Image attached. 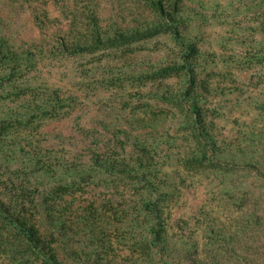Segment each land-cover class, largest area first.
Masks as SVG:
<instances>
[{"label":"rangeland","instance_id":"rangeland-1","mask_svg":"<svg viewBox=\"0 0 264 264\" xmlns=\"http://www.w3.org/2000/svg\"><path fill=\"white\" fill-rule=\"evenodd\" d=\"M168 25L179 40L57 49ZM2 59L0 183L40 211L50 244L27 246L0 220V264H50L42 250L51 264H264V166L232 177L190 162L212 140L239 163L264 139V0H0ZM173 64L186 69L155 75ZM194 104L207 148L188 126ZM158 182L169 196L156 219L143 195Z\"/></svg>","mask_w":264,"mask_h":264},{"label":"trees","instance_id":"trees-1","mask_svg":"<svg viewBox=\"0 0 264 264\" xmlns=\"http://www.w3.org/2000/svg\"><path fill=\"white\" fill-rule=\"evenodd\" d=\"M159 30H168L169 32H171V34H173L175 39L179 40L177 30L174 28V26L168 25L166 27L165 26H160L158 28L155 27L152 29H148L143 33H134L126 37L118 36L117 38H114L112 40H108L105 42H98L97 44L91 45V46H80L78 44H75L73 47L70 48L64 42H61L57 49L61 56L62 55H65V56L82 55L86 52L95 50L99 47H103L107 45H114V44H124L130 41L138 40L142 37L150 36ZM180 46L185 47V44L180 42ZM0 62L2 63V65H4L3 59ZM7 62L12 63L13 66L16 67V70H18L20 67V63L13 58H6L5 63ZM185 69L186 68L180 64H173V65H169L163 69L158 70L157 73H155V75H165L168 73L181 74L185 71ZM186 72L190 74L189 71H186ZM192 83H193V78H190L187 85L188 86L192 85ZM187 93H188V89L186 88L184 89V92L181 95L183 97L180 100V103H181L180 105H182V107L183 105L185 106L186 104L184 97L187 96ZM194 105H195V109H194L195 111L193 113L195 114V117L193 121L191 122V124L190 122H188V126H190L193 134L197 135V132H198L197 138L201 139V142H200L201 147L203 146L207 148L208 139L206 137L208 136V134H207L206 127H205V122L202 121L201 119L200 108L196 104ZM256 141H257V144H254L253 146H251V148L248 149V151L246 152L238 151L240 155V158L238 159L240 160L239 163L234 162L237 160H236V156H233L232 154L233 152H229V151L224 152L221 149L218 150V148L217 149L214 148L216 144L215 142H212V140L210 144L211 154H208L202 149L200 154H197L196 156L191 158L190 162L195 163L197 165L201 164L202 166H207V167L208 166L218 167L221 171H226V169L228 168H234L237 171L232 173L231 176L235 177L238 174V171H240V169L242 170L243 168H250L251 163H254L253 165L257 164L259 166H264L263 164L264 161H262L264 157V154H263L264 150H261L262 145H264V139L263 137H259L256 139ZM215 153H218L219 155H222V156L215 157L213 156ZM93 156L95 158L92 160V163H97V161L100 160L101 156L99 154H94ZM136 162L137 163L139 162L138 164L140 166H143V164H145V162H142L141 160L136 161ZM240 162H242L241 165H240ZM124 169H127V168L124 167ZM129 169H130L129 171H135L134 167L129 168ZM43 171L46 172L47 170H43ZM129 171L125 172V170H122L124 174L131 176ZM258 174L261 179L264 178L263 174H261L260 172H258ZM132 177L136 179L137 181H140L144 179L145 175L144 173L138 174L137 172H135ZM147 186L149 187L150 190L144 193L143 199L149 201V203H146V207L153 206V209L151 208L150 212L152 211L155 212L154 213L155 217L156 219H158L160 216L159 212L161 211L163 204H164L162 201H164L165 197L169 196V194L165 192V188L161 182H158L157 185L147 184ZM3 189L5 188L0 183V220L1 222L8 221L9 227H11L13 230H16L18 234L24 238L27 246H31L32 248L37 250L38 249L37 246H47L48 244H50L46 242L47 238L46 239L44 238V240H41V234H43L44 232L41 233L40 230H44V218H42V215L39 214L40 211L37 208H35V210L33 208L32 213H28V211H26L24 208V203H25L24 195L21 194L20 191L13 190L11 193H6V191H4ZM47 218H50L49 210L47 213ZM56 230H57L56 228H52V231L49 234L52 235L53 233L56 232ZM153 230H154V227L150 226L149 232L151 234L153 233L152 232ZM42 252L44 254L43 256L44 259L51 264V258L53 257L50 258V255L46 254L43 250ZM52 264H57V263L53 262Z\"/></svg>","mask_w":264,"mask_h":264}]
</instances>
